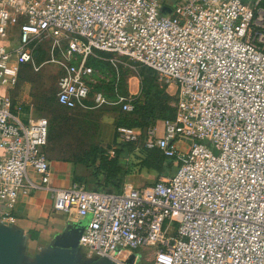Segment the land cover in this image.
<instances>
[{
	"label": "built area",
	"instance_id": "obj_1",
	"mask_svg": "<svg viewBox=\"0 0 264 264\" xmlns=\"http://www.w3.org/2000/svg\"><path fill=\"white\" fill-rule=\"evenodd\" d=\"M115 56L176 96L174 119L119 126L118 142L159 150L177 170L119 193L55 189L49 123L25 121L11 92L23 67L54 64L61 107L130 113L134 98L92 92L89 59L118 67ZM0 152L3 218L14 223L21 197L48 191L54 212L86 221L79 244L91 257L129 264L149 250L152 264H264V0H0Z\"/></svg>",
	"mask_w": 264,
	"mask_h": 264
},
{
	"label": "rangeland",
	"instance_id": "obj_2",
	"mask_svg": "<svg viewBox=\"0 0 264 264\" xmlns=\"http://www.w3.org/2000/svg\"><path fill=\"white\" fill-rule=\"evenodd\" d=\"M164 13L172 14L170 7L163 9ZM44 51V50H43ZM42 51V58L39 63L48 60V48ZM103 58L112 57L103 54ZM118 61V67H114L106 60L95 59L101 61L98 67H93L95 74L94 82L91 84L93 93L103 92L107 99L111 102L116 101L114 96V84H119V92L116 94L123 96L124 91L129 93V80L136 78L139 84L140 93L143 87L144 79L154 77L155 84L159 88H165L173 107L176 105V96H173L174 89L168 90L167 87L159 81L158 76L146 67L136 65L128 60L115 56ZM61 72L58 66L54 64L45 65L40 72L36 73L31 68L23 70L19 75L17 87L11 92L14 102L21 104V117L27 121L28 119H36L44 117L49 123L48 143L44 149L45 156L49 159H61L68 162H74L81 165L79 167L85 177H77L81 183L90 189L99 188L96 179L91 175L96 167L94 164L99 162L101 152L107 157L118 156L120 152L121 165L125 166L124 173L117 179V186L107 187L103 189L108 192L125 191L130 188L144 189L151 187L154 182L159 181L166 176H173L177 170V166H172V161L165 160L164 168L161 173L157 172L156 163L149 158L148 151L140 146L122 145L117 140L116 129L119 125H123L122 121H132L134 116L122 112L121 106L105 105L98 109L88 110H66L52 100L57 92V83ZM121 92V93H120ZM140 95V94H139ZM47 101H44L45 99ZM134 98V97H132ZM137 98V97H136ZM135 99V98H134ZM90 105L91 102L89 103ZM141 129L147 124L142 122ZM192 142L184 141L180 144L181 148H187ZM123 153V154H122ZM99 183H104V177L100 178ZM29 255L36 253V250L30 252ZM81 254L89 257L87 251L83 248ZM94 260L97 258L93 257ZM130 260L131 264H152L153 255L149 250H141L135 252Z\"/></svg>",
	"mask_w": 264,
	"mask_h": 264
},
{
	"label": "crops",
	"instance_id": "obj_3",
	"mask_svg": "<svg viewBox=\"0 0 264 264\" xmlns=\"http://www.w3.org/2000/svg\"><path fill=\"white\" fill-rule=\"evenodd\" d=\"M135 79L129 80V96L134 98L140 94L139 84ZM1 154L0 152V156ZM49 162L53 173L52 187L55 189L69 188L77 177H85L78 163L55 158H51ZM5 212V209L0 208V232L12 233L18 239H25L19 248L21 257L18 264H26L28 258L33 257L26 251L27 248L30 252L32 249L36 250L34 256L43 254L62 234L68 233L74 238L78 224H86V221L78 219L75 215L54 212L52 195L45 190L35 192L30 197L20 198L13 211L14 223L3 218ZM80 256L82 260L93 259L91 256L86 258L81 253Z\"/></svg>",
	"mask_w": 264,
	"mask_h": 264
},
{
	"label": "trees",
	"instance_id": "obj_4",
	"mask_svg": "<svg viewBox=\"0 0 264 264\" xmlns=\"http://www.w3.org/2000/svg\"><path fill=\"white\" fill-rule=\"evenodd\" d=\"M102 56L104 55L102 54ZM100 62L101 61H98L95 59H89L88 64L92 67H98ZM28 68L30 67L25 66L22 68V71L27 70ZM114 85L115 87L117 85V88L114 89V86H113L111 92L115 91L114 96H116V91L118 90L117 92H119V89H118L119 84H114ZM98 93H103V92H98ZM122 95L124 97H130L129 93L126 91H124ZM52 100H55V103L58 106H60L57 103L56 94ZM170 100H171V97L167 95L165 88H162V89L159 88L155 84L154 77L151 78L147 76L143 81V87H142L140 95L137 98H135L133 101L134 110L128 113V112H124L121 107L122 112L126 114H132L134 116V119L132 121L124 120L122 121L123 125H119V126L133 127V128H138L142 131H145L146 129H148L151 126L156 125L160 121L174 119L176 109L175 107L171 105ZM44 101L48 102V99L46 98ZM70 111H74V110H70ZM142 122L147 124V126L144 129H141L140 128L141 126H139V125H142ZM122 145L137 146L135 144H122ZM139 146L142 147V149H145L146 151H148L149 158L152 159L156 163L157 167H159L157 169V172L162 174L161 170H163L164 163L167 158L164 157L163 154L159 150H156V149L148 150L143 146V144H140ZM120 156H121L120 152H118V156L116 155L115 157H107L105 156L104 152H101V155L98 158L99 162L97 164H94V167L96 168L94 169L93 174L91 175L93 179H96V181H98L97 185H99V188L96 190H103L107 187L117 186L118 183L116 181L119 177L123 175L124 173L123 168L125 167L121 165L122 163H121ZM172 166H174L173 162H172ZM163 175L164 177L166 176V174H163ZM101 177H104V183H99L101 180L100 179ZM75 183L84 185L81 183L80 179H76ZM155 183L156 182H154L153 184ZM85 187L88 188L87 186ZM119 192L121 191L116 190L115 193H119Z\"/></svg>",
	"mask_w": 264,
	"mask_h": 264
},
{
	"label": "water",
	"instance_id": "obj_5",
	"mask_svg": "<svg viewBox=\"0 0 264 264\" xmlns=\"http://www.w3.org/2000/svg\"><path fill=\"white\" fill-rule=\"evenodd\" d=\"M85 226L78 224L76 236L64 233L54 240L50 249L43 254L29 257L26 264H116L106 258L84 259L80 256V238ZM17 239V240H16ZM25 242L23 238H16L12 233L0 232V264H18L20 246ZM132 261H129L131 264Z\"/></svg>",
	"mask_w": 264,
	"mask_h": 264
}]
</instances>
